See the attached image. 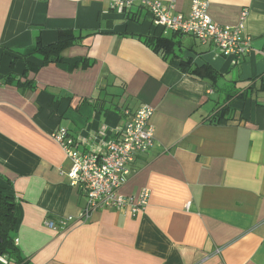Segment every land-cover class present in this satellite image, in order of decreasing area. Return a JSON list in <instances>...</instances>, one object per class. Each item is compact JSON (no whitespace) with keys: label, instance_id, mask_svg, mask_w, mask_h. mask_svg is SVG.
<instances>
[{"label":"crops","instance_id":"0c3cea01","mask_svg":"<svg viewBox=\"0 0 264 264\" xmlns=\"http://www.w3.org/2000/svg\"><path fill=\"white\" fill-rule=\"evenodd\" d=\"M160 1L187 15L195 0ZM199 1L224 26L249 11L247 56L157 27L138 6L124 17L115 0H0V190L16 196L27 264H264V0ZM67 34L80 39L62 61L32 54L37 38ZM147 36L174 47L163 54ZM26 73L35 88L6 80L24 84ZM144 104L155 110L154 145L135 157L121 193L149 189L146 210L48 228L78 218L87 201L52 134L65 129L81 151L103 153ZM227 106L229 121H214Z\"/></svg>","mask_w":264,"mask_h":264},{"label":"built area","instance_id":"2783aa9c","mask_svg":"<svg viewBox=\"0 0 264 264\" xmlns=\"http://www.w3.org/2000/svg\"><path fill=\"white\" fill-rule=\"evenodd\" d=\"M149 14L155 25L172 32L192 36L202 44L211 43L224 57L242 59L252 49V37L247 33V9L242 10L236 26L217 24L209 14L208 2L195 0L189 14L176 11L174 3L160 0H115L114 9L124 17L134 16V8ZM137 19V17H135ZM154 108L144 104L134 113H128L121 136L111 141L103 153L80 150V141L67 130L52 134L53 140L71 160L67 177L72 185H81L86 192V205L78 218L63 217L59 222L49 221L46 226L65 232L72 225L88 221L98 210L113 209L137 216L148 206L150 190L145 188L137 196L121 193L131 165L139 154L147 153L154 145L155 128L152 124ZM17 243V241H16ZM2 257L0 256V259Z\"/></svg>","mask_w":264,"mask_h":264},{"label":"trees","instance_id":"16d2710c","mask_svg":"<svg viewBox=\"0 0 264 264\" xmlns=\"http://www.w3.org/2000/svg\"><path fill=\"white\" fill-rule=\"evenodd\" d=\"M181 34V33H175ZM80 38L75 37L73 34L62 35L57 43L45 45L40 38H37L36 45L32 54H39L43 57L44 62L47 64L52 57L56 58V61H62L61 53L68 47L78 43ZM144 40L156 50L164 49L161 52L167 54L174 47L172 39L157 38L155 36H147ZM165 52V53H164ZM28 56H26L27 58ZM185 62H182L181 68L185 70ZM188 67V66H187ZM28 73L25 74L26 83L22 84L21 80L13 82V76H7L8 83H15L17 87L22 85H30L31 88H35L32 80L27 79ZM230 111V108L224 107L219 110L215 118L213 119L217 123L229 121L226 115ZM16 196L13 192L8 190H0V256L6 258L9 262L14 264H27L19 250L15 240L16 229Z\"/></svg>","mask_w":264,"mask_h":264},{"label":"rangeland","instance_id":"374dc122","mask_svg":"<svg viewBox=\"0 0 264 264\" xmlns=\"http://www.w3.org/2000/svg\"><path fill=\"white\" fill-rule=\"evenodd\" d=\"M183 35H185V34H183Z\"/></svg>","mask_w":264,"mask_h":264}]
</instances>
